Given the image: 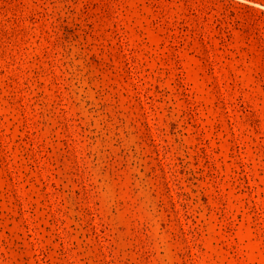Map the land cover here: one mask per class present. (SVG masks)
Returning a JSON list of instances; mask_svg holds the SVG:
<instances>
[{"label":"rangeland","instance_id":"374dc122","mask_svg":"<svg viewBox=\"0 0 264 264\" xmlns=\"http://www.w3.org/2000/svg\"><path fill=\"white\" fill-rule=\"evenodd\" d=\"M0 264H264V0H0Z\"/></svg>","mask_w":264,"mask_h":264}]
</instances>
